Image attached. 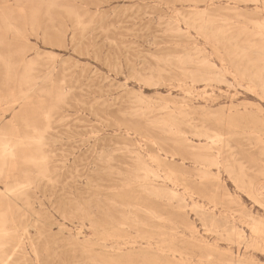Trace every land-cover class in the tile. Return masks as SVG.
<instances>
[{
	"label": "rangeland",
	"instance_id": "374dc122",
	"mask_svg": "<svg viewBox=\"0 0 264 264\" xmlns=\"http://www.w3.org/2000/svg\"><path fill=\"white\" fill-rule=\"evenodd\" d=\"M0 219L5 264H264V0H0Z\"/></svg>",
	"mask_w": 264,
	"mask_h": 264
},
{
	"label": "bare ground",
	"instance_id": "6f19581e",
	"mask_svg": "<svg viewBox=\"0 0 264 264\" xmlns=\"http://www.w3.org/2000/svg\"><path fill=\"white\" fill-rule=\"evenodd\" d=\"M222 32V31H221ZM184 58V57H183ZM259 75V74H258ZM262 75V74H260ZM259 75V76H260ZM258 77V76H257ZM262 79V77H261ZM213 143V141H212ZM3 149V148H2ZM12 152V151H11ZM11 156V155H10ZM148 170V169H147ZM156 176V174H155ZM158 176V175H157ZM156 178V177H155ZM8 188V187H7ZM158 191V190H157ZM257 194V193H256ZM258 195V194H257ZM257 200V198H256ZM255 201V200H254ZM10 211V210H9ZM263 227V226H262ZM235 228V227H234ZM231 229V228H230ZM238 229V228H237ZM235 230V229H234ZM232 230V231H234ZM7 228H5V222L3 219H0V244H5V239H6V236H7ZM239 231V229H238ZM235 233V232H234ZM240 234V233H239ZM240 237V236H239ZM9 246V245H8ZM5 247V246H4ZM2 248V247H1ZM0 248V264H5V262H9L10 260V257H12L13 255L11 254L10 256V251H3L2 249ZM15 252V251H14ZM12 260V259H11Z\"/></svg>",
	"mask_w": 264,
	"mask_h": 264
}]
</instances>
